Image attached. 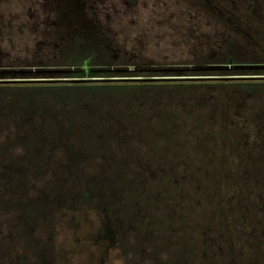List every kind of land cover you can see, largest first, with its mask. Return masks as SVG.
Listing matches in <instances>:
<instances>
[{"label":"rangeland","instance_id":"obj_1","mask_svg":"<svg viewBox=\"0 0 264 264\" xmlns=\"http://www.w3.org/2000/svg\"><path fill=\"white\" fill-rule=\"evenodd\" d=\"M82 32L102 39L117 70L179 74L236 46L261 56L264 2L0 0V79H65V38ZM163 77L175 80L135 108L150 160L173 176L174 198L154 215L177 231L165 246L187 264H264V90L222 84L239 76ZM97 224L90 212L59 225L64 264H122L116 248L101 258Z\"/></svg>","mask_w":264,"mask_h":264},{"label":"trees","instance_id":"obj_2","mask_svg":"<svg viewBox=\"0 0 264 264\" xmlns=\"http://www.w3.org/2000/svg\"><path fill=\"white\" fill-rule=\"evenodd\" d=\"M64 46L65 79L0 82V264H64L69 248L58 227L90 212L102 259L116 248L122 264H187L178 246H165L177 232L168 213L154 216L174 198L171 167L150 160L136 132L135 107L175 79L132 78L239 76L222 84L264 90V53L236 46L204 66L162 74L115 69L97 35L71 33Z\"/></svg>","mask_w":264,"mask_h":264},{"label":"water","instance_id":"obj_3","mask_svg":"<svg viewBox=\"0 0 264 264\" xmlns=\"http://www.w3.org/2000/svg\"><path fill=\"white\" fill-rule=\"evenodd\" d=\"M132 79H144L145 80V79H168V78L163 77V78H132ZM30 80H34V79H30ZM51 80H54V79H51ZM59 80H62V79H59ZM9 81H25V79H10V80L0 79V82H9Z\"/></svg>","mask_w":264,"mask_h":264}]
</instances>
